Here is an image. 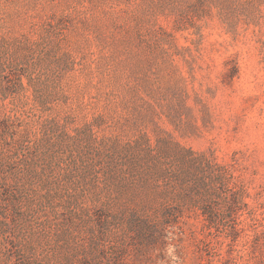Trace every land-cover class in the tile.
Returning <instances> with one entry per match:
<instances>
[{
  "label": "rangeland",
  "instance_id": "obj_1",
  "mask_svg": "<svg viewBox=\"0 0 264 264\" xmlns=\"http://www.w3.org/2000/svg\"><path fill=\"white\" fill-rule=\"evenodd\" d=\"M120 252L264 264V0H0V264Z\"/></svg>",
  "mask_w": 264,
  "mask_h": 264
},
{
  "label": "trees",
  "instance_id": "obj_2",
  "mask_svg": "<svg viewBox=\"0 0 264 264\" xmlns=\"http://www.w3.org/2000/svg\"><path fill=\"white\" fill-rule=\"evenodd\" d=\"M164 218H166L165 213L164 214L162 213V219L165 220ZM147 262H149L148 264H156V262L152 260H149ZM85 264H94V263H85ZM100 264H130V263L126 259L125 253L120 252V253L114 254L112 258L109 259L108 263H104L103 261H101Z\"/></svg>",
  "mask_w": 264,
  "mask_h": 264
}]
</instances>
